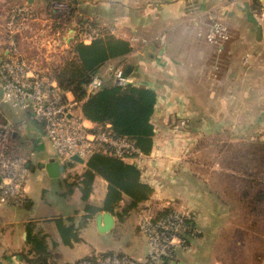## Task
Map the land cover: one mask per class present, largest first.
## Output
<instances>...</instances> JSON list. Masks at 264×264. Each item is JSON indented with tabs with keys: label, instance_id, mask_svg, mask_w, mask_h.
<instances>
[{
	"label": "crops",
	"instance_id": "crops-1",
	"mask_svg": "<svg viewBox=\"0 0 264 264\" xmlns=\"http://www.w3.org/2000/svg\"><path fill=\"white\" fill-rule=\"evenodd\" d=\"M67 1L71 10L56 25L49 0H0V56L6 52L8 46L6 22L9 10L16 3H28L29 7L36 10L37 16L22 29L18 44L21 52L32 64L38 55L43 57L50 53L58 39L66 42L65 36L69 30H74L75 37L82 21L100 25L103 29H113L103 35L113 34L127 39L132 49L126 54L107 59L96 71L109 80L114 66L128 67L131 82L155 89L158 100L152 116L153 122L155 114L159 113V106L167 109L168 113L181 108L183 111L178 114L182 115L189 112L186 109L200 108L203 102L217 98L215 94L218 79L214 66L220 57L223 63L229 60L225 66L229 67V74L226 75L229 76V84L236 85V93L254 89L260 78H264L262 71L255 70L264 69V0ZM214 17L225 21L229 27L230 37L221 43L207 38L208 28ZM161 33L165 34L162 42L157 40ZM74 37L68 42L70 48ZM217 48L223 51L222 54L217 52ZM128 60L131 64L127 65ZM2 95L3 86L0 82V120L8 121L13 126L8 150L26 158L31 174L26 184L25 202L21 205L0 203V214L7 218L14 217L23 229L26 239L29 223L33 227L32 233H46L47 246L51 251L50 261H73L74 259L64 257L62 247L67 242L63 239L55 219L62 217L63 223L69 224L71 221L68 218L72 216L75 225L79 227L78 235L81 236L86 227L97 226V214L106 211L101 209L94 216L87 217L81 188L74 186L69 192V183L85 171L86 161L76 160L71 165H65L60 174L52 176L46 163L55 156V150L51 141L43 136V124L33 116L30 109L3 102ZM70 98L74 99L75 111L83 116L81 103L75 100L72 91ZM198 117L193 115V122L196 119L200 122ZM183 118L186 121L191 119ZM85 119L89 125L94 123ZM154 137L152 151L140 164L142 179L153 185L154 192L125 220L121 221L114 215V226L124 225L129 220L138 222L139 210L169 207L170 200L166 199V189L163 190V186L159 185L163 160L156 157V154L159 156L163 153L165 144L161 148ZM51 189L54 191V199H43V193ZM107 190L108 180L96 174L90 201L102 207ZM83 220L85 224L82 223ZM147 251L148 244L144 253L132 255L144 258ZM10 263L29 262L20 255L16 260L12 257Z\"/></svg>",
	"mask_w": 264,
	"mask_h": 264
},
{
	"label": "rangeland",
	"instance_id": "rangeland-1",
	"mask_svg": "<svg viewBox=\"0 0 264 264\" xmlns=\"http://www.w3.org/2000/svg\"><path fill=\"white\" fill-rule=\"evenodd\" d=\"M24 5L28 3L12 7ZM33 12L36 14L35 9ZM34 18L26 19L25 25ZM67 38L66 35V42L58 39L55 48L43 57L38 55L33 64L55 76L56 70L72 57ZM48 47L51 48L49 44ZM217 52L223 51L217 48ZM218 60L214 66L217 98L203 102L200 108L186 109L189 112L182 115L178 114L183 111L181 108L168 113L159 106V113L154 116L155 141L161 148L165 144L163 153L156 154L163 160L159 185L166 189L168 206L194 213L199 229L192 239V249H180L175 263L264 264V78L254 89L236 93V85L229 84L226 75L229 60ZM255 70L264 73V69ZM193 115H198L200 122H193ZM183 117L191 119L186 121ZM43 196L54 199L53 189ZM147 210L157 211L139 210L138 222L129 220L105 231L94 225L86 227L81 236L63 244L65 259L74 260L52 262L68 264L103 252L137 258L132 253L141 255L147 249V237L139 228L140 218ZM28 237L23 236L14 217L0 214V264H11L12 257H25L24 253L33 247Z\"/></svg>",
	"mask_w": 264,
	"mask_h": 264
},
{
	"label": "built area",
	"instance_id": "built-area-1",
	"mask_svg": "<svg viewBox=\"0 0 264 264\" xmlns=\"http://www.w3.org/2000/svg\"><path fill=\"white\" fill-rule=\"evenodd\" d=\"M49 4L56 25L62 22L71 10L70 3L65 0H49ZM36 16L28 5L11 8L6 23L8 46L6 52L0 56V82L3 86L1 100L32 111L33 116L43 124V136L52 142L54 155L61 163L76 161L73 159L74 155L86 161L99 144H104L115 154L130 162L141 164L147 154L141 151L134 141L111 134L110 123L101 125L94 122L89 125L86 119L75 111L74 99L70 98L71 90L63 88L57 78L33 65L21 52L18 40L25 27L24 21ZM112 30L82 21L74 39L90 43L94 38ZM229 37L228 25L214 17L208 28L207 38L221 43ZM164 38L163 33L157 36L160 42ZM130 82L125 67L116 65L111 70L109 80L93 73L87 86L89 90H96L107 83L126 85ZM12 131L10 122L0 120V203L21 205L27 198L29 166L24 156L12 154L8 150ZM139 228L149 244L144 261L126 253L103 252L82 257L68 264H177V252L180 249H192V239L199 233L196 215L179 208H171L164 214L147 210L140 218ZM19 264L54 262L39 260Z\"/></svg>",
	"mask_w": 264,
	"mask_h": 264
},
{
	"label": "trees",
	"instance_id": "trees-1",
	"mask_svg": "<svg viewBox=\"0 0 264 264\" xmlns=\"http://www.w3.org/2000/svg\"><path fill=\"white\" fill-rule=\"evenodd\" d=\"M71 47L72 57L56 70L54 77L63 88L72 91L75 100L81 103L85 118L101 125L110 123L111 134L131 139L141 151L149 154L153 149L155 134L152 116L158 100L156 90L133 82L126 85L107 83L96 90H89L87 86L91 75L97 73L96 70L102 63L132 49L130 42L125 38L107 34L94 38L90 43L76 41ZM125 68L128 73V67ZM72 163L73 160L65 165ZM96 174L108 180V190L102 207L93 204L89 199ZM74 186H79L82 190L87 217H92L103 209L112 212L121 221L154 192L153 185L142 179L140 164L115 154L104 144H99L86 160L85 171L69 183V192ZM171 208L173 207L157 209L156 213L164 214ZM55 220L65 242L69 243L73 237H79V227L75 225L72 216L68 218L71 221L69 224H64L62 217ZM83 222L85 224V220ZM28 230V241L33 242V247L24 253L25 258L29 263L50 261L47 234L32 233L31 223L28 224Z\"/></svg>",
	"mask_w": 264,
	"mask_h": 264
},
{
	"label": "water",
	"instance_id": "water-1",
	"mask_svg": "<svg viewBox=\"0 0 264 264\" xmlns=\"http://www.w3.org/2000/svg\"><path fill=\"white\" fill-rule=\"evenodd\" d=\"M73 33L74 30H69L67 33V40L70 41L71 39H73ZM74 160L83 162L85 161L82 157L78 156V155H74L73 156ZM46 168L48 170V172L52 175V176H56L58 174H60V172L65 168V164L61 163L56 156L52 157L50 159V161H48V163H46ZM97 226L101 231H105L108 230L110 228H112L115 224V216L112 212L110 211H104V212H99L97 214Z\"/></svg>",
	"mask_w": 264,
	"mask_h": 264
}]
</instances>
